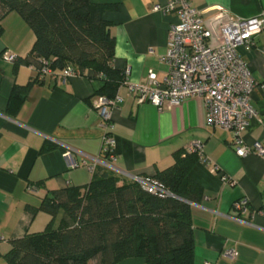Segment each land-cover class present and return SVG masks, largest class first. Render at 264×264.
<instances>
[{"label":"crops","instance_id":"0c3cea01","mask_svg":"<svg viewBox=\"0 0 264 264\" xmlns=\"http://www.w3.org/2000/svg\"><path fill=\"white\" fill-rule=\"evenodd\" d=\"M92 1L118 7L105 14L116 40L113 67L129 70L131 83L146 82L150 71L162 82L169 71L164 60L169 30L178 17L155 7H166L169 0ZM192 4L202 11L205 26L212 30L228 19L222 11L232 19L264 17V0H192ZM2 26L0 264H8L5 256L12 249L11 240L43 232L52 220L43 212L33 215L27 206H40L58 190L85 188L94 173L108 169L101 155L104 123L94 106L100 86L92 78L94 71L88 69L86 75H75L66 82L52 77L35 82L34 67L16 66L5 59L6 53L16 58L29 54L35 41L32 29L16 12L7 15ZM212 42L218 44L216 36ZM239 52L255 81L264 83V31L254 38L253 46H240ZM30 83L21 108L8 114L14 87ZM118 93L122 101L111 110L110 133L117 141L113 165L120 172L154 177L174 165L176 152L194 143L202 144L203 157L211 162L208 165L200 159L190 172L204 191L200 201L191 204L194 264H264V158L255 154L238 157L231 146L232 133L208 126L201 100L159 109L149 103L137 104L123 84ZM250 103L257 116L250 120L243 139L252 145L264 141V91L259 85ZM213 168L218 171L213 173ZM224 175L236 184L225 182ZM124 181L130 180L124 177ZM241 199L248 200L252 216L238 218L233 205ZM62 211L55 227L62 220L74 225ZM229 249L238 253L236 260L222 256ZM118 264H144V260L131 258Z\"/></svg>","mask_w":264,"mask_h":264},{"label":"trees","instance_id":"16d2710c","mask_svg":"<svg viewBox=\"0 0 264 264\" xmlns=\"http://www.w3.org/2000/svg\"><path fill=\"white\" fill-rule=\"evenodd\" d=\"M117 8L92 0H0V36L3 19L18 13L35 41L26 57L16 59V66L39 71L47 62L56 74L72 68L82 76L91 69L92 78L100 82L94 96L112 100L126 80L125 72L113 67L116 40L110 31L113 24L105 18ZM31 85L14 87L8 114L21 108ZM174 158L172 167L150 177L171 196L150 194L107 170L94 173L85 188L58 190L40 206H27L33 215L43 212L52 220L43 232L11 240L8 264H118L131 258L144 264H194L191 204L199 202L204 191L190 172L200 156L182 150ZM61 210L74 225L62 220L55 227Z\"/></svg>","mask_w":264,"mask_h":264},{"label":"built area","instance_id":"2783aa9c","mask_svg":"<svg viewBox=\"0 0 264 264\" xmlns=\"http://www.w3.org/2000/svg\"><path fill=\"white\" fill-rule=\"evenodd\" d=\"M155 10L176 14L178 17V22L170 27L168 50L164 58L169 65V71L162 82L158 81L155 72L150 71L144 83L129 82V70L124 71L126 80L123 85L128 87L135 102L140 105L149 103L159 109H171L189 99L201 100L206 107L208 126L232 133L231 146L238 157L255 154L264 158V141L250 145L243 139V132L250 120L257 116L250 103L251 93L258 85L264 91V83L258 84L255 81L248 64L239 52L240 46H253L254 38L264 31V17L232 19L227 12L222 11L223 16L228 19L217 30H212L205 26L202 11L193 7L192 0H169L166 7L156 6ZM215 36L217 45L212 42ZM5 59L14 63L17 58L6 53ZM36 71L38 82H44L47 77L66 82L71 77L80 75L78 71L66 68L60 72L58 78L57 74L48 68L47 62L41 70ZM121 101L122 98L117 93L112 100L97 97L94 104L104 123L101 149V155L107 161L104 165L109 171L138 183L150 194L171 196L155 179L127 175L113 165L117 161V141L110 133L111 110ZM186 150L198 152L202 161L208 165L211 163L203 157L202 144H191ZM217 171V168L212 169L213 173ZM222 178L232 186L236 184L225 175ZM233 209L238 218L253 215L246 199L236 201ZM222 256L234 261L238 258V253L229 249L223 251Z\"/></svg>","mask_w":264,"mask_h":264},{"label":"rangeland","instance_id":"374dc122","mask_svg":"<svg viewBox=\"0 0 264 264\" xmlns=\"http://www.w3.org/2000/svg\"><path fill=\"white\" fill-rule=\"evenodd\" d=\"M62 214H65V211H64V210L62 211ZM59 220H60V216H59V218H58V222H59Z\"/></svg>","mask_w":264,"mask_h":264}]
</instances>
